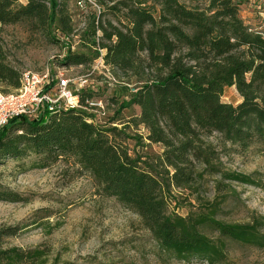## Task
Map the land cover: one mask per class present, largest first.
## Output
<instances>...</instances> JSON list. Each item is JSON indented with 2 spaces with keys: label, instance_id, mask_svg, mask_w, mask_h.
<instances>
[{
  "label": "trees",
  "instance_id": "1",
  "mask_svg": "<svg viewBox=\"0 0 264 264\" xmlns=\"http://www.w3.org/2000/svg\"><path fill=\"white\" fill-rule=\"evenodd\" d=\"M96 1L103 8L98 47L105 50L106 64L138 84L119 109L137 107L145 139L162 146L161 157L149 164L131 156L121 130L102 127L84 110H92L86 101L94 94L82 91L78 95L84 109L7 121L0 129V165L34 156L33 167L46 168L71 159L90 176L99 195L114 198L138 216L166 262L227 264L228 243L264 251V217L223 223L216 219L221 203L200 205L182 217L168 213L164 197L165 187L189 190L209 170L228 183L257 185L250 175L216 169L215 154L204 138L216 132L239 153L254 146L264 152V30L246 24L233 0ZM16 2L0 0V87L6 94L18 89L21 75L8 61L4 27L26 24L47 35L53 24L60 35L74 28L65 0ZM94 34L88 21L83 44L95 45ZM92 59L82 53L64 58L67 65L79 66ZM225 88L237 93L240 100L234 105L222 101ZM0 201L24 200L0 190ZM21 229L0 226V264H47L50 249L43 244L8 246L7 240ZM57 262L54 258L51 264Z\"/></svg>",
  "mask_w": 264,
  "mask_h": 264
},
{
  "label": "rangeland",
  "instance_id": "2",
  "mask_svg": "<svg viewBox=\"0 0 264 264\" xmlns=\"http://www.w3.org/2000/svg\"><path fill=\"white\" fill-rule=\"evenodd\" d=\"M233 1L238 4L240 17L246 24L264 30V0ZM74 2L65 0V5L73 27H77L79 13ZM25 3L26 0H17L16 6ZM55 29L53 24L47 35L26 24L4 27L2 38L8 61L20 73L40 71L45 66L51 67L54 73L58 70L70 80L69 89L74 92L77 79L88 68L66 64L64 58L71 52L63 55V47L56 41L60 35ZM73 53L95 57L93 48L83 43ZM112 75L113 81L95 74L90 78L85 90L94 94L92 101H100L103 109L86 112L102 127L121 130L131 156L154 163L161 157L163 148L145 139L146 131L138 124L137 107L119 109L121 101L138 86L136 79H125L118 72ZM2 90L0 87V93L6 94ZM238 100L234 88L224 89L223 102L234 105ZM42 115L26 119L37 120ZM204 142L215 154L216 169L250 175L257 185L228 183L211 173L212 170L202 172L203 168L198 167L196 170L202 172V177L195 178L191 189L165 187L168 213L184 217L196 212L200 205L221 203L216 219L223 223L246 224L264 217V152L254 146L239 153L216 132L204 138ZM34 162L35 157L30 156L21 161L6 160L0 165V190L19 194L24 200L0 201V226L22 228L16 237L7 240L8 246L28 249L43 244L50 249L47 264L54 258L58 264H204L163 261L138 216L114 198L99 195L90 176L71 159L59 160L46 168L33 167ZM170 176L171 173L167 177ZM226 255L227 264H264V251L251 247L228 243Z\"/></svg>",
  "mask_w": 264,
  "mask_h": 264
},
{
  "label": "built area",
  "instance_id": "3",
  "mask_svg": "<svg viewBox=\"0 0 264 264\" xmlns=\"http://www.w3.org/2000/svg\"><path fill=\"white\" fill-rule=\"evenodd\" d=\"M75 8L79 13L78 26L74 27L69 35H60L63 55L73 53L83 43L82 35L86 33L88 21L94 24L95 33L92 37L95 45H91L96 52L95 57L87 65L86 73L77 79V88L74 92L69 89L70 80L63 73L52 71L45 66L40 71L24 70L20 73L18 89L7 94L0 93V129L7 121L14 118H29L38 115L47 117L55 112L67 109L83 108L79 103V95L86 91L85 87L90 78L95 74L113 81V71L104 59L105 50L98 47L101 33L97 27L98 18L102 15V5L96 0H75ZM87 105L98 112L101 111V102L86 101ZM84 109V108H83ZM86 111V109H84ZM91 111V110H90ZM94 121V119H92ZM88 121H91L88 119Z\"/></svg>",
  "mask_w": 264,
  "mask_h": 264
}]
</instances>
